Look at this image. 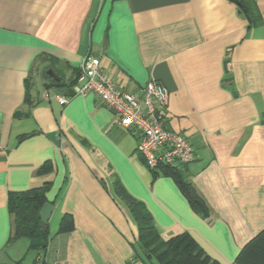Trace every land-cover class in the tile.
Returning <instances> with one entry per match:
<instances>
[{"label": "crops", "instance_id": "obj_1", "mask_svg": "<svg viewBox=\"0 0 264 264\" xmlns=\"http://www.w3.org/2000/svg\"><path fill=\"white\" fill-rule=\"evenodd\" d=\"M251 1L256 25L230 0H0V264H147L116 183L162 239L188 233L212 259L235 263L264 230V0ZM89 56L123 92L141 96L152 80L167 88V127L196 153L177 168L205 214L172 176H154L137 131L95 94L70 95ZM45 183L54 211L39 252L12 241L9 195ZM66 216L74 230L60 233Z\"/></svg>", "mask_w": 264, "mask_h": 264}, {"label": "trees", "instance_id": "obj_2", "mask_svg": "<svg viewBox=\"0 0 264 264\" xmlns=\"http://www.w3.org/2000/svg\"><path fill=\"white\" fill-rule=\"evenodd\" d=\"M230 1L238 6L253 25L259 24L260 15L255 3L251 0ZM52 84L55 87L64 86V83L60 85L53 81ZM153 173L155 177L159 175L172 176L193 208L205 214V202L177 167H163L158 172ZM50 187L51 183H45L41 187L26 192L10 193L9 207L14 215L12 241L28 238L31 241V250L39 252L47 250L49 245L48 231L46 233L42 232L40 212L43 205L47 203L46 193ZM115 192L138 225L139 246L147 258V264H220L206 254L188 233L169 240L162 239L153 217L145 205L132 197L124 187L117 183ZM73 230V218L71 216L64 217L60 226V233H68ZM145 251H147V254H145ZM148 256H151V258L149 259ZM10 264L25 263L18 261ZM234 264H264V230L244 246Z\"/></svg>", "mask_w": 264, "mask_h": 264}, {"label": "built area", "instance_id": "obj_3", "mask_svg": "<svg viewBox=\"0 0 264 264\" xmlns=\"http://www.w3.org/2000/svg\"><path fill=\"white\" fill-rule=\"evenodd\" d=\"M75 95L95 94L115 116V123L139 133L138 154L152 172L163 167L187 166L196 159L192 143L181 133L168 129L169 99L167 88L157 81H149L143 95L123 92L102 69L100 59L89 56L77 76ZM49 98L48 93L45 94ZM61 106L69 96L57 95ZM35 264H48L40 257Z\"/></svg>", "mask_w": 264, "mask_h": 264}, {"label": "water", "instance_id": "obj_4", "mask_svg": "<svg viewBox=\"0 0 264 264\" xmlns=\"http://www.w3.org/2000/svg\"><path fill=\"white\" fill-rule=\"evenodd\" d=\"M47 75L52 79L53 82L57 84H63L62 79L53 71V70H48ZM50 84L47 85V88H49ZM70 95H75L74 89H68ZM54 211V205L50 202H47L43 205L41 212H40V220H41V228L42 232L46 233L48 231V224L50 221V218L53 214ZM145 254H147V251H145ZM150 259L151 256H148Z\"/></svg>", "mask_w": 264, "mask_h": 264}]
</instances>
